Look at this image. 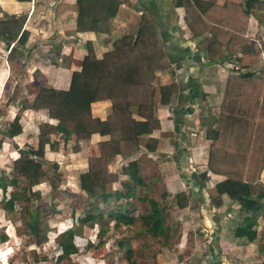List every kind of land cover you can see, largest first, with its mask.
<instances>
[{
  "label": "trees",
  "instance_id": "16d2710c",
  "mask_svg": "<svg viewBox=\"0 0 264 264\" xmlns=\"http://www.w3.org/2000/svg\"><path fill=\"white\" fill-rule=\"evenodd\" d=\"M121 4L119 0H75L74 33L107 35L114 26L122 25V35L97 58L87 43L80 69L71 74L65 91L41 88L30 103L21 99L18 103L22 110L44 112L49 120L55 121L54 126L48 127L52 131L64 133L70 125L73 153L79 152L92 134L106 137L105 141L97 142V155L87 158L83 172L77 176L82 193L78 197L80 208L76 211L74 203L70 204L69 216L79 225L96 228L94 239L84 249H96V244L99 249L111 241L108 251L100 256L104 264H115L116 256L127 264H155V255L162 249L170 250L176 243L182 224L172 215L157 172L147 167L150 159L146 154L164 159L165 141L171 134L150 135L159 129L156 110L174 104L178 84L150 14L140 10L138 15H131L120 9ZM174 4L182 9L181 21L191 36L209 34L197 50L203 51L207 65L220 63L226 57L242 68L259 65V56L264 54V37L258 48L247 37L250 11L263 7L258 0L227 2L222 6L204 0H174ZM24 21V15L0 20V42L14 44L5 53V63L20 55L15 47L23 46L27 39ZM220 99L212 129L204 133L210 140L205 168L224 179L207 189L206 208L215 211L222 204L221 197L226 195L250 217L248 223L236 225L234 237L254 242L264 231V224L256 231L257 219L264 217V70L256 74H229ZM96 101L110 104L103 120L91 117L89 106ZM19 118L16 115L8 124L5 137L19 133ZM36 141L26 155L11 162L7 175L0 173V193L5 194L9 188L6 204L16 211L33 245L39 242L40 232L54 225L52 214L58 213L54 201L60 197L61 185L54 169H41L45 164L43 132H39ZM117 157L125 162L120 171L127 179L121 182V191H111L108 186L117 179L114 173L106 171V166ZM140 162L146 164L144 171L139 169ZM177 177L184 182L180 170ZM192 177L201 184L206 179L204 174ZM41 183L47 185L49 199L36 204L42 197L32 188ZM173 198L175 212L193 210L199 205L188 201L182 192L175 193ZM132 201L141 212L136 218L131 216L137 209ZM122 223L124 232L120 233ZM6 240L7 235H0V243ZM32 258L36 264L37 257ZM51 264L73 263L67 254H60Z\"/></svg>",
  "mask_w": 264,
  "mask_h": 264
},
{
  "label": "crops",
  "instance_id": "0c3cea01",
  "mask_svg": "<svg viewBox=\"0 0 264 264\" xmlns=\"http://www.w3.org/2000/svg\"><path fill=\"white\" fill-rule=\"evenodd\" d=\"M119 1L123 2L120 9L131 15H138L140 10L150 14L178 84L174 104L169 108L156 110L155 117L159 122V129L150 135L157 137L159 132L171 134V138L165 141L164 159H158L153 154H146V157L150 159L147 162L150 166L147 167H152L157 172L160 179L159 186L165 191L166 202L172 207V215L182 224V231L176 243L168 251L160 250L155 255V264H264V231L262 235H257L254 242H247L243 237H234L236 225L249 222L250 217L247 213L239 210L237 204L226 195L221 197L222 204L215 211L206 208L207 189L224 178L206 171L210 140L205 138L204 133L197 131L208 109L202 91L204 83L206 82L205 86L210 90L215 79L218 80L223 76L225 83L229 74L239 71L236 65L241 66L231 57H226L220 63L207 65L203 51L197 50L209 34L191 36L181 21L182 9L175 6L174 0ZM204 1L218 6L227 2L243 3V0ZM258 1L263 4V7L260 10L250 11L247 19V37L254 48L255 43L259 44L257 41L264 37L262 36L264 0ZM74 3L75 0H0V20H13L24 15L23 29L28 34L24 45L15 47L20 55L15 56L14 61L10 63H5L1 55L5 56L6 51L14 47V44L7 45L0 42V173H3L2 170H7L4 175L9 173L8 167L13 160L26 155L29 148L35 146L39 132H43L45 141L42 159L45 164L42 170L49 167L46 165L49 155L57 153L59 144L71 143V146L74 144L70 125L64 133L52 131L48 127L54 126L55 121L49 120L44 112L22 110L18 100H26L30 103L35 93L41 88L65 91L69 87L71 74L80 69L86 44L91 45L92 53L97 58L123 33L122 25L114 26L107 35L96 32L74 33L75 13L72 11ZM263 56L260 55L259 60ZM253 68L255 66L241 67L240 71L245 69L252 72ZM227 70L229 73L224 74ZM157 75L161 76L160 73ZM190 101L194 104L190 105ZM220 102L221 99L219 105ZM109 106L108 101L91 103L89 106L91 117L105 119ZM215 112L217 113L216 108ZM16 115L20 116L19 133L7 138L3 133ZM211 125L212 123L209 125V130L212 129ZM88 140L87 144L75 153L76 157L84 155L85 165L88 157L97 155V142L105 141L106 137L92 134ZM85 165L79 169L78 174L83 172ZM124 165L125 162L117 157L113 163L106 166V171L114 173L117 179V182L108 186L111 191H121V182L127 179L120 171ZM145 165L144 162H140L139 169L144 171ZM177 165H181L180 168ZM53 168L55 172V167ZM176 168L180 170L184 182L177 177L179 170ZM199 174H204L206 179L202 184L198 180L196 182L198 187L193 189L192 175ZM7 189L6 193H9L10 190ZM181 192L186 195L188 201L197 202L198 207L193 210L183 209L175 212L173 197L175 193ZM201 199H203L202 202H200ZM263 224L264 217L257 219V232ZM195 225L197 228L193 230ZM95 232L94 228L91 229V240L94 239ZM213 240L216 242V250L212 248V245L210 246ZM100 262L102 263L101 260L98 261Z\"/></svg>",
  "mask_w": 264,
  "mask_h": 264
},
{
  "label": "rangeland",
  "instance_id": "374dc122",
  "mask_svg": "<svg viewBox=\"0 0 264 264\" xmlns=\"http://www.w3.org/2000/svg\"><path fill=\"white\" fill-rule=\"evenodd\" d=\"M262 36H264V33ZM249 43L252 42L250 41ZM258 46L259 44L255 43V48H258ZM1 57L4 58V55H1ZM260 60V67L258 66L256 69L253 68L254 70L252 72H255V74L264 70V56ZM236 66L239 68L238 72L240 74L250 72L245 69L241 72V67L238 65ZM229 70L225 71L224 74L229 73ZM222 78L213 81V76L212 89L210 90L205 86L206 82L203 85L202 91L204 102L208 109L207 113L203 116V122L197 127V131L199 132L205 133L209 131V125L212 123L214 117V109L216 108L218 110L220 91L224 83L223 78L221 84ZM191 104H194L193 101H190V105ZM205 138L209 140V138ZM71 147V143L59 144L57 153L55 155H49V159L46 162V165L52 169L55 167V176L61 182L60 197L54 201L57 203L56 208L58 209V213L52 214L54 225L50 229L39 233V242L37 245L30 243L33 241L29 235H25V229L21 219L17 216L16 211L6 204L8 201V193H0V235L5 234L8 236L5 242L0 243V264H35L34 259L32 258L33 255L37 257L36 264H51L56 256H60V254H67L69 262L73 264H104L100 256L108 251L111 241L104 243L99 249L98 244L95 245L96 249H84L83 246H85L86 243L91 240L90 238H92L90 235L91 228L79 225L75 218L69 216L70 211L68 208L70 204L74 203L73 209L76 208V211L80 208L78 197L81 193L78 186L77 174L79 169H82L83 165H85L84 155L76 157L75 153L72 152ZM2 171L3 174L7 172V170ZM196 182L197 180L195 179L193 181L194 186L192 187L191 185L193 189H195L194 187H198ZM32 191H37L42 197V199L37 201L36 204L48 202L49 191L47 185H37L32 188ZM156 194L157 193L155 192L154 196H156ZM202 201L203 199L200 200V202ZM132 202H134L137 209L131 213V216L136 218V214H141V212L138 209L139 207L137 206V203L135 201ZM123 228L124 224L122 223L119 229L120 233L124 232ZM196 228L195 225L193 230H196ZM94 230L96 231V228H94ZM215 243V240H213L210 244L214 250L217 249ZM82 249H84V251H82ZM99 260H101L102 263H98ZM115 260V264H127V262L120 256H116ZM189 261H191V259H189Z\"/></svg>",
  "mask_w": 264,
  "mask_h": 264
}]
</instances>
